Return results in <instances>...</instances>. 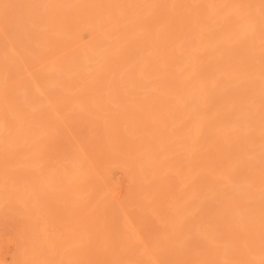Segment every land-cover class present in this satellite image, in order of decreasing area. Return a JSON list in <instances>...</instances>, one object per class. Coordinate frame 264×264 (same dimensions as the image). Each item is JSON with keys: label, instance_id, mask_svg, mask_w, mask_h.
<instances>
[{"label": "bare ground", "instance_id": "obj_1", "mask_svg": "<svg viewBox=\"0 0 264 264\" xmlns=\"http://www.w3.org/2000/svg\"><path fill=\"white\" fill-rule=\"evenodd\" d=\"M224 4L0 0V264H264V80L252 72L264 57V33L254 34L264 28V0ZM223 5L236 27L220 41ZM240 40L251 71L239 76L230 65L226 77L222 46L232 61ZM240 78L258 87L222 84L236 87ZM58 101L170 104V263L146 243L162 222L157 153L137 145L104 159L78 146L66 167L43 166V139L49 156L56 119L70 114L54 109ZM81 113L96 114L72 111ZM118 168L135 176L137 197L128 210L98 213L109 193L93 186ZM59 196L68 208L100 200L86 215L104 245L85 243L80 230L59 245L44 233Z\"/></svg>", "mask_w": 264, "mask_h": 264}, {"label": "rangeland", "instance_id": "obj_2", "mask_svg": "<svg viewBox=\"0 0 264 264\" xmlns=\"http://www.w3.org/2000/svg\"><path fill=\"white\" fill-rule=\"evenodd\" d=\"M225 4L228 0H224ZM247 3V0H243ZM257 3V0H256ZM224 4V5H225ZM222 6L221 21H220V41L223 40L224 33L231 28L236 27V19L225 18L227 17L225 12L226 8ZM226 6V5H225ZM208 16L206 15V23L208 24ZM234 25V26H233ZM233 26V27H232ZM254 34L264 33V28L255 29ZM225 51L222 46L220 52V68L226 77L231 71V67L235 68V71L239 76H244L247 72L251 71V58L246 54V44L243 40H240L236 54L232 61H229L230 54ZM257 60V59H256ZM260 66H255L252 72L261 75V79L264 80V57L259 60ZM230 65H232L230 67ZM242 83H232L222 81L227 88L234 91L240 89H249L258 87L257 82L246 81L244 78H240ZM229 99H233L230 96ZM53 107L57 111L68 110L70 114L60 116L55 122V136L50 140L51 148L49 149V156L46 151V140L43 139V148L41 153V164L43 166L50 165L54 161L57 168H64L67 163L64 161L68 156V149L71 147H82L89 149L88 151H94L99 157L107 159L111 156H119L124 158L120 154L129 153L137 145H143V148L147 150L151 148L152 153H157L156 160L160 165L163 176L158 177V189L159 194L162 196V222L159 225L154 226V230L157 232L156 239H151L146 242L150 247L158 249L164 258L158 259L163 263H170V104H146V103H120V104H67L58 101ZM114 111V114L106 115L108 111ZM72 111L78 112H96L93 116L80 114L73 115ZM157 112L156 116H151L150 112ZM45 119L43 118V127H45ZM45 130V129H44ZM44 138V137H43ZM141 147V146H140ZM142 148V149H143ZM55 154H53V151ZM119 154V155H118ZM55 156V157H54ZM160 160V161H159ZM169 172L168 175L165 173ZM128 174V175H127ZM135 176L125 171L124 168H118L112 170L109 174H106L102 179V182H95L93 188L99 191L107 189L108 198L102 199V207L98 209V213L106 214L107 210L103 208H110L111 211H115L118 206H121L125 210L131 208L133 205V199L137 197L134 194L132 185H134ZM133 183V184H132ZM47 195L43 191V213L42 219L47 221L46 210L49 209L45 206ZM66 200V198L64 197ZM64 199L59 196L55 203L50 204V208L53 211L50 213L55 214L53 217L52 226L45 227L44 233H48V236L53 240L56 245L65 244L68 242V232L70 230L81 232V240L87 244H91L94 241L98 245H104L105 242L100 243L98 234L92 231L94 228L93 223L88 221L87 211L91 206L100 204L98 198L95 202L93 199H85L76 207L65 206ZM110 200V202H109ZM68 203V200H66ZM105 202V203H104ZM101 206V205H100ZM110 211V212H111ZM76 215V220L67 221V214ZM107 215V214H106ZM106 225H98L97 228L100 231H106ZM93 233V235H92ZM106 240V239H104ZM12 246V247H11ZM11 247V248H10ZM90 249L89 247H86ZM5 250H2V257L8 260L10 253L14 249V245L8 242L4 246ZM5 252V254L3 253ZM9 252V253H8ZM8 254V255H7ZM86 252H84V255ZM6 256V257H5Z\"/></svg>", "mask_w": 264, "mask_h": 264}]
</instances>
